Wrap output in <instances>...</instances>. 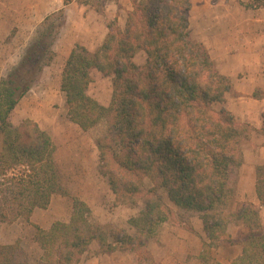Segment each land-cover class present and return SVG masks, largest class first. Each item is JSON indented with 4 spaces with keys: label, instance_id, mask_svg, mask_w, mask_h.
Masks as SVG:
<instances>
[{
    "label": "trees",
    "instance_id": "16d2710c",
    "mask_svg": "<svg viewBox=\"0 0 264 264\" xmlns=\"http://www.w3.org/2000/svg\"><path fill=\"white\" fill-rule=\"evenodd\" d=\"M237 1L246 9H264V0ZM131 3L125 28L117 19L110 21L95 53L83 46L72 50L60 91L69 119L83 132L102 121L109 126L96 147L99 172L108 180L115 206H134L142 199L145 208L128 221L133 236L124 228L91 224L90 210L80 202L69 222H55L49 230L32 224L34 242L43 252L40 263L80 264L93 242L101 254L135 251L141 261L142 251L163 224L182 225L176 222L173 205L200 214L210 248L242 246L230 264H264V167L258 170L260 205L239 204L232 214L248 229L243 242L226 233L221 212L234 202L232 177L243 164L242 147L254 131L225 108L226 96L233 91L231 79L193 38L190 0ZM57 13L58 24H50L47 17L20 64L0 80V223L23 219L31 224L35 209L46 210L59 190L56 147L49 134L30 120L18 127L11 123L43 67L54 60V33L65 22L64 10ZM139 53L145 56L141 65L135 62ZM93 71L113 79L107 107L88 94ZM253 98H264V92H255ZM187 229L194 233L193 227ZM21 253L20 240L0 244V264H28L18 259Z\"/></svg>",
    "mask_w": 264,
    "mask_h": 264
},
{
    "label": "rangeland",
    "instance_id": "374dc122",
    "mask_svg": "<svg viewBox=\"0 0 264 264\" xmlns=\"http://www.w3.org/2000/svg\"><path fill=\"white\" fill-rule=\"evenodd\" d=\"M81 1L84 2L85 0ZM103 1H93L92 5L97 8L103 7L105 4ZM241 1L247 4L253 0ZM26 2V0H0V80L7 77L20 64L29 46L38 37V33L43 30L45 20L40 27L33 30L28 29L29 26L25 21L29 19L27 15L29 6ZM39 3L38 5H40ZM196 3V15L190 13V21L192 22L190 31L195 39V33L201 29V17L206 16L212 19L209 28L214 30L217 28L214 22L222 23L226 19L249 16L245 13L246 9L237 0H196ZM44 12L43 10L38 11L37 22L42 19ZM57 12L53 13L52 16L50 15V24H58ZM258 16L264 19V10L258 13ZM18 21H22L20 27L15 25ZM205 29H208V26H205ZM260 31L264 32V28ZM59 32L60 30L54 33L55 39ZM231 37L233 38L234 35ZM53 53L55 55L54 60L48 66L43 67L37 81L34 82L30 91L14 111L11 123L14 127H18L25 120L37 123L43 131L49 134L56 147L55 160L59 176V190L52 197V202L46 209L49 221L54 220V223L69 222L76 202H80L86 204L90 210L88 219L91 224H100V220L108 215L107 217L110 218L108 223L104 220L100 225L107 229L118 227L117 225L125 222L121 218L123 215L126 217L129 215L130 219L137 217L145 208L144 201L141 199L134 206H115V196L110 190L108 180L99 172V152L96 147V141L107 135L109 126L106 121H102L95 128L83 132L71 122L65 96L60 91L61 75L68 58L63 55L57 56L54 51ZM139 54L135 62L140 65L145 62V56L143 53ZM235 64L237 67L241 66L240 61L235 62ZM112 93L113 79L93 71L92 83L88 91L89 96L107 107L111 102ZM145 183L147 187L151 186L149 181ZM170 206L177 216L176 222L182 225L176 226L171 222L163 224L149 245L152 250L155 248V255L160 260L150 261V251H142L143 260L140 259V262L147 263L149 261L148 264H230L233 261L234 255L223 253V249L231 246L210 248L208 245L210 240L205 232L203 236H197V234L188 231L187 227H193V223L197 222L198 218L200 219V214L186 212L173 205ZM232 210V203L222 211L220 210L224 220H226L227 234H229L227 232L228 225L236 221L232 216ZM113 211L117 213V216L112 213ZM111 215L113 216L111 217ZM36 219L38 221L47 220L45 213L40 214ZM128 221L126 230L133 236L135 231L130 227ZM32 224L34 225V223L29 224L23 219L12 223H0V244L13 245L17 240H20L22 253L18 254V259L28 264H42L39 255H43V252L38 245L34 244L32 235L36 231ZM171 226L176 228V232L171 231ZM247 232L248 229L244 225V230L240 229L239 231L240 238H246ZM188 237H191L192 241L188 240ZM199 237L201 239V252L195 255L194 252L199 246V244L197 245ZM182 241L185 243L184 247H181Z\"/></svg>",
    "mask_w": 264,
    "mask_h": 264
},
{
    "label": "crops",
    "instance_id": "0c3cea01",
    "mask_svg": "<svg viewBox=\"0 0 264 264\" xmlns=\"http://www.w3.org/2000/svg\"><path fill=\"white\" fill-rule=\"evenodd\" d=\"M26 1L29 6V11L27 12L29 19L25 23L27 22L28 29L32 30L40 27L48 16L62 9L64 10L65 22L55 39L53 51L57 56L63 55L67 58L72 50L79 45L84 46L89 52L96 51L102 45L109 32L108 23L117 19L118 26L124 29L127 13L132 10L131 0H102L105 4L100 7L102 9L101 12L97 10V7L92 4L86 5L81 0H73L68 5L64 4V0ZM190 1L192 5L191 14L194 15L195 13L196 15V0ZM38 2H40V5H38ZM39 10L45 12L42 19L37 22ZM262 10L264 9H246L245 13L249 14V16L226 19L222 23L214 22L215 27H217L214 30L209 28V25L212 24V19L206 16L201 17V29L195 33L196 39L207 47L219 72L231 79L233 91L226 96L225 108L239 120L250 124L254 128L250 139L242 147L243 164L232 177L234 189L233 214L239 204L260 205L257 184L259 180L258 170L264 167V98L255 99L253 94L257 91L264 92V32L260 31L264 28L262 27L264 26V19L258 16V13ZM21 23L22 21H18L15 25L20 27ZM225 25L227 26L224 27ZM205 26H208V29H205ZM190 27L192 28L191 21ZM231 35H234V37L232 38ZM237 61L241 62V66L237 67L235 64ZM114 209L116 210L117 208ZM42 211L43 214L45 213L47 220L38 221L36 217L40 214L43 215ZM112 213L117 216L116 212L113 211ZM47 216V210L35 209L31 217V223L44 230H49L54 224V220L49 221ZM107 216L105 215L100 220V224L104 220L108 223L110 218ZM123 217L121 218L125 222L117 226L127 229L126 224L130 217L129 215L127 217L123 215ZM260 218L261 223L264 225V206H260ZM240 229L244 230L243 223L235 221L228 225L227 232L232 239L243 242L245 238H240ZM172 230L176 232V228L173 226H171ZM193 230L197 236L204 235L205 231L201 219L198 218L197 222L193 223ZM34 235L35 233L32 235L33 238ZM20 239L22 240V238ZM188 240H191V237H188ZM162 243L164 242L162 241ZM173 243L175 244V241ZM200 243L201 239L199 237V242L197 241L199 246L194 252L195 255L201 252ZM34 244L36 243L34 242ZM184 244L182 241L181 247H184ZM149 245L150 241L146 246V251H150V261H158L159 258L155 255V248L152 250ZM240 246V244H236L223 249V253L234 255V261L242 253V246ZM156 250L159 251V249ZM179 250L181 249L179 248ZM99 251L98 243H91L80 264H148L149 262H140L139 253L135 251H115L111 254H101ZM41 257L42 254L39 255V260Z\"/></svg>",
    "mask_w": 264,
    "mask_h": 264
}]
</instances>
